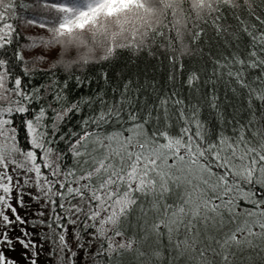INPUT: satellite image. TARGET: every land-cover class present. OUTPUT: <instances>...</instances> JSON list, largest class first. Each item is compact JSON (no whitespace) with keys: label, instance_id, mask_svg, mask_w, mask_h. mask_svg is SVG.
<instances>
[{"label":"snow or ice","instance_id":"6c2138e0","mask_svg":"<svg viewBox=\"0 0 264 264\" xmlns=\"http://www.w3.org/2000/svg\"><path fill=\"white\" fill-rule=\"evenodd\" d=\"M251 6L252 0H40L44 15L24 24L47 33L26 46L41 51L21 75L0 58V264H18L6 254L17 246L24 264H40L41 256L45 264H264V17ZM245 9L254 22L241 15ZM15 16V0H0V49L12 43ZM209 29L229 50L213 60L216 79L209 82L226 75L246 102V119L227 118L214 89L201 103L175 91L141 102L139 89L129 95L128 81L111 101L99 92L69 102L60 90L45 103L40 88L23 82L43 70L29 63L63 68L71 79L75 69L109 61L118 50L166 55L173 81ZM14 59L25 61L19 51ZM199 80L192 72L186 83L195 88ZM97 102L98 110L80 116L78 131H63ZM202 104L217 114L219 127L201 119ZM58 143L67 145L71 167ZM25 196L38 204L31 219L18 211L31 210Z\"/></svg>","mask_w":264,"mask_h":264},{"label":"trees","instance_id":"16d2710c","mask_svg":"<svg viewBox=\"0 0 264 264\" xmlns=\"http://www.w3.org/2000/svg\"><path fill=\"white\" fill-rule=\"evenodd\" d=\"M22 5H30L27 9ZM252 11L256 15L264 17V0H252ZM15 13L16 16L9 20L14 24L17 32L13 34L12 43L6 45L5 48L0 49V58H5L10 61L12 67L13 76L21 75L25 62L30 61L36 52L41 49H27V45L31 43L30 37L47 36V33L37 27H28L24 24V20L32 17L44 15L40 8V0H15ZM241 15L245 20L250 23L254 22V19L249 16L247 9L241 12ZM230 22L235 25L236 21L229 17ZM193 54L183 59L184 69L183 72L179 70L177 66L175 70V80L170 81L169 75L173 73V68L168 62L166 55L161 58H155L146 52L134 54L128 50H118L113 58L109 61L97 64H91L85 68L75 69L72 78H69V73L63 68L49 70L48 64H28L30 69H43L33 71L31 76L24 77L23 82L28 90L34 88L41 89V95L50 99L57 91L62 90L63 95L67 97L69 102L80 100L82 97L95 98L97 93L103 92L105 98L111 101L114 97L119 98L120 92L123 90V86L126 82L131 81L130 96H136V90L139 89V99L141 102L145 98L153 100L157 93L172 92L175 91L178 95L188 101L189 103H201L204 97L210 96L215 90V94L219 97V103L221 110L227 118L231 119L235 114L239 118L246 119L248 112L246 108V102L241 95L233 93L232 87L234 84L229 82L227 76L216 80L213 84L209 82L212 77V71L215 67L213 60L221 58L222 52H228L229 50L224 48L222 41L215 36V33L209 29L205 36L201 37L200 41L194 45ZM21 52L25 61H16L14 59L15 52ZM107 73V82H105L103 73ZM196 72L200 80L195 88H189L186 80L190 73ZM75 76H79L83 81L78 85ZM65 81H67V88L64 87ZM13 80H9V84H12ZM116 89L114 92L113 90ZM39 103H34L32 106L33 112L39 108ZM98 102L92 106V109L84 107L80 115L73 117L66 123L63 131H68L69 128L79 130L78 125L80 116L90 115L92 110H98ZM201 119L207 122L209 127H219L217 114L212 111L206 104H202V111L200 113ZM15 125L20 127V117L17 116ZM20 142L24 143L23 133L19 134ZM60 149L65 151L66 159L63 164L66 167L73 165V158L70 153H67V145L64 143H58ZM46 171V170H45ZM33 194L36 193L34 188L29 189ZM15 196V192L13 193ZM25 203L31 205V210L25 211L18 208L21 216L31 219L32 212L38 207V204L30 201L28 196H25ZM29 230L32 229L29 227ZM39 231V230H38ZM19 229L10 235H18ZM48 245H45V252H47ZM21 251L16 249L15 252L8 251L6 254L16 260L18 264H24L21 257ZM41 264H45V257L41 256ZM49 264H54V261H47ZM165 264L168 261L165 260Z\"/></svg>","mask_w":264,"mask_h":264},{"label":"rangeland","instance_id":"374dc122","mask_svg":"<svg viewBox=\"0 0 264 264\" xmlns=\"http://www.w3.org/2000/svg\"><path fill=\"white\" fill-rule=\"evenodd\" d=\"M12 202H13V204L15 205V199H13V201H12ZM8 214H9V215H11V213H8ZM16 249H18V250H21L19 246H17V248H16ZM40 262H41V260H40ZM40 264H41V263H40ZM47 264H49V263H47Z\"/></svg>","mask_w":264,"mask_h":264}]
</instances>
